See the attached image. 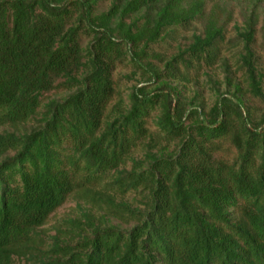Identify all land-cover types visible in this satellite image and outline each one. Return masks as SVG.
<instances>
[{"label": "trees", "instance_id": "obj_1", "mask_svg": "<svg viewBox=\"0 0 264 264\" xmlns=\"http://www.w3.org/2000/svg\"><path fill=\"white\" fill-rule=\"evenodd\" d=\"M208 1L0 0V127L35 121L30 131L0 133V264L32 259L37 229L73 194L97 188L140 195L144 209H129L136 224L94 227L79 248H55L32 264H264V118L245 114L238 86L209 114L193 110L189 124L166 82L152 92L135 88L124 113L107 114L117 69L130 58L146 70L151 46L204 16ZM256 31L252 15L240 33L243 65L251 93L264 99ZM222 32L208 22L166 64L169 77L180 62L186 70L212 62ZM147 66L149 80L166 76ZM58 88L68 95L42 107ZM155 111L158 132L176 148L134 159ZM227 138L237 150L232 162L215 156Z\"/></svg>", "mask_w": 264, "mask_h": 264}, {"label": "rangeland", "instance_id": "obj_2", "mask_svg": "<svg viewBox=\"0 0 264 264\" xmlns=\"http://www.w3.org/2000/svg\"><path fill=\"white\" fill-rule=\"evenodd\" d=\"M109 5V1L104 2L99 10L104 11ZM252 15L255 16L257 29L253 52L264 94V0H210L204 16L192 19L182 26L169 28L163 33L162 38L151 46L148 61L141 63L146 70L135 65L130 58L117 69L114 74L116 96L108 107L109 117H116L128 109L130 94L135 88L145 87L152 92L166 82L179 91L187 124L194 119L190 120V113L193 110L209 114L221 95L234 93L236 86L239 87L238 95L243 100L245 114L254 122H260L264 118V99L257 98L251 93L249 75L243 65L244 41L240 36L245 30L246 19ZM210 21H215L217 25L223 27L222 38L217 42L212 62L203 59V62L197 65L196 61H193V67L189 70L180 62L179 71L174 73L175 79L169 77L173 71L170 69L167 73L166 64L183 52L193 42L194 36L203 35ZM148 63L164 71L166 76L163 80H149L151 71H147L148 66L145 67ZM67 95L68 91L63 88L47 93L43 96L42 107L51 99H61ZM158 114L159 111H155L148 118V135L133 152L134 159L141 160L148 152L171 153L175 150V142H165L158 132L155 123ZM34 126L35 121L17 127H0V133L4 131L23 133L30 131ZM215 156L232 162L237 156V150L227 138L220 141V150ZM128 166L130 167L131 163ZM96 190L100 191L89 195L73 194L50 216L44 226L37 229V243L34 244L36 249L32 252L35 256L32 259L27 256L16 258L15 264H32L29 260L38 263L42 258L46 259L55 248L61 250L68 246L77 249L84 238L90 236L94 227L118 225L121 229L128 230L136 224L129 209H144V201L140 195L135 193L120 195L102 188Z\"/></svg>", "mask_w": 264, "mask_h": 264}]
</instances>
